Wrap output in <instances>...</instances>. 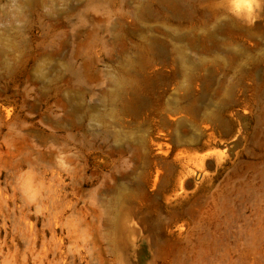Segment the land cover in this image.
I'll return each mask as SVG.
<instances>
[{"label": "rangeland", "instance_id": "obj_1", "mask_svg": "<svg viewBox=\"0 0 264 264\" xmlns=\"http://www.w3.org/2000/svg\"><path fill=\"white\" fill-rule=\"evenodd\" d=\"M253 21L0 0V264H264V5Z\"/></svg>", "mask_w": 264, "mask_h": 264}, {"label": "clouds", "instance_id": "obj_2", "mask_svg": "<svg viewBox=\"0 0 264 264\" xmlns=\"http://www.w3.org/2000/svg\"><path fill=\"white\" fill-rule=\"evenodd\" d=\"M227 5L232 17L249 22L253 21L255 12L264 5V0H227Z\"/></svg>", "mask_w": 264, "mask_h": 264}, {"label": "bare ground", "instance_id": "obj_3", "mask_svg": "<svg viewBox=\"0 0 264 264\" xmlns=\"http://www.w3.org/2000/svg\"><path fill=\"white\" fill-rule=\"evenodd\" d=\"M211 157V155L210 154H208L207 156H204V157H201V159L200 160H198V163L196 164L197 165V167H201V166H203V164L204 163H206V161L209 159ZM162 180V179H161ZM165 180V179H164ZM103 186V185H102ZM162 186V185H161ZM100 187V186H99ZM104 188V187H103ZM109 188V187H108ZM160 189L162 188V187H159ZM163 189V188H162ZM156 193H157V191H156ZM156 195V194H155ZM167 220V219H166ZM90 244V243H89ZM91 254V253H90ZM96 254V253H95ZM101 257V256H100ZM94 258V257H93ZM97 259V258H96ZM106 264V263H105Z\"/></svg>", "mask_w": 264, "mask_h": 264}]
</instances>
